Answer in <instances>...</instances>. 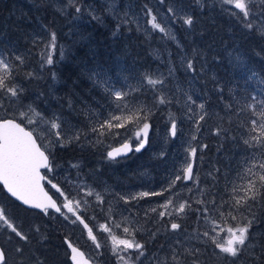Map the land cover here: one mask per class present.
<instances>
[{
	"label": "rangeland",
	"instance_id": "1",
	"mask_svg": "<svg viewBox=\"0 0 264 264\" xmlns=\"http://www.w3.org/2000/svg\"><path fill=\"white\" fill-rule=\"evenodd\" d=\"M192 1L196 7L206 10H210L214 4L220 5L224 12L230 14L238 12L234 3L240 1V11L250 12L251 0ZM188 4L189 0H14L10 3L11 9L18 10L24 17L25 30L36 42L35 49L31 50L37 53V58L32 61L39 64L36 72L31 71L32 75L42 77L44 66L59 65L67 59L73 45L69 40L78 43L82 39L81 24L94 21L108 24L109 20L116 34L120 32L121 25L130 22L147 41L152 42L153 34L157 38L152 47L159 67L154 68L153 83L161 86L167 100L179 103L182 100L185 104L180 111L175 107L169 109V116L175 114L176 118H167L166 126L159 123L153 128L145 148L152 156L166 152L168 162L166 168L160 171L163 185L156 187L150 171L140 168L139 162L135 165L138 171L128 173L132 181H122L118 173L120 170L126 173L124 169L134 157L114 161L105 158L102 162L92 158L87 161L83 157L59 159V155L64 154L70 145L90 150L97 147L106 152L109 147L123 141L130 140L134 144L139 141L135 139L134 131L142 123L124 129L120 137V90H114L110 96L109 102L113 107L102 103L97 112L98 119L89 122L90 127H84L59 111L55 68L49 74L50 99L41 103L36 96H25L19 84L9 83L5 79V76L9 78L11 75L8 74L11 67L8 58L16 59L20 65L25 61H22L15 46H7L3 48L5 50L0 48V116L16 117L34 133L40 146L50 155V165L44 172L47 179L58 187L56 190L50 185L47 188L60 201L63 210L61 215L47 211L44 217L40 216L43 219L29 213L31 220L23 224L24 229L21 224L26 214L0 193V244L6 253L4 264L23 260L20 259L24 255L20 241L39 234L41 230L46 231L48 227L40 228L45 223L61 226L70 235L66 237L85 246L86 254L92 260L101 262L111 259L118 264L237 263L233 260L236 248L244 243L245 246L250 244L247 227L243 226L244 223L236 227L227 224L220 205L215 200L208 201L205 187L198 178L193 124L203 109L197 102L194 83L187 74V61L176 27L188 24ZM51 10L65 18L62 36L68 37V40L53 42L51 26L44 21V15ZM257 21L264 34L263 16L257 14ZM176 62L186 69L184 76L177 73ZM109 64L113 77L96 70L91 73L90 81L105 89L111 88L113 79L120 84V57L115 55ZM35 76H32L33 79ZM172 122L174 131L171 137ZM192 160V176L185 180L184 172ZM104 168L107 172L110 169L113 181L102 175ZM168 189L170 191L167 192ZM242 192L246 190L243 188ZM238 195L242 196L241 193ZM229 201L224 205H231L229 211H232L233 207L235 210L238 208L241 200L235 198ZM96 203H101L97 210L103 214L95 218L92 210ZM68 204L73 206L76 213L88 212L92 229L89 233L75 221L73 211L67 210ZM194 206L198 207L195 209ZM242 206H246V203L243 202ZM188 210L194 212L196 226L193 231L179 223L180 217H187ZM237 229H241L242 233H235Z\"/></svg>",
	"mask_w": 264,
	"mask_h": 264
},
{
	"label": "trees",
	"instance_id": "2",
	"mask_svg": "<svg viewBox=\"0 0 264 264\" xmlns=\"http://www.w3.org/2000/svg\"><path fill=\"white\" fill-rule=\"evenodd\" d=\"M12 1H0V48L15 46L22 61H25L20 65L16 59L8 58L11 62L8 74L11 75L9 78L5 76L9 83L19 84L25 96H36L41 103L50 99L49 74L55 68L59 111L75 123L90 127L88 123L98 119L97 112L102 103L113 107L109 102L110 96L119 89L120 137L124 129L137 127L147 120L151 122L152 129L159 123L166 126L167 118H176L175 114L169 116V109H183L184 101L167 100L161 86L153 83L154 68L159 67L152 47L157 38L153 34L152 42L147 41L130 22L121 25L120 32L116 34L109 20L108 24L97 21L81 24L82 39L78 43L69 40L73 45L67 59L59 65L44 66L42 77L32 75L31 71L36 72L39 64L32 61L37 58V53L31 50L36 42L25 30L24 17L18 10L11 9ZM249 7L250 12L238 10L230 14L224 12L220 5L214 4L206 10L196 7L194 1L189 0L186 9L189 22L176 26L187 61V74L194 83L197 102L203 109L193 124L198 178L205 187L208 201L215 200L220 205L226 223L233 227L244 223L243 226L247 227L250 244L245 246L244 243L236 248L233 260L237 263L230 261L231 264H264V34L257 25V14L264 18V0H251ZM44 21L51 26L53 42L68 40V37L62 36L63 16L51 10L44 15ZM115 55L120 57V84L112 78L113 85L105 89L90 81L91 73L96 70L113 77L109 63ZM175 65L177 73L184 76L186 69L178 62ZM146 150L118 159L134 157L130 160L131 165L124 169L126 173L120 170V176L116 172L115 175L122 181H132L128 173L138 171L135 165L139 162L140 168L150 171L156 187L163 185L160 171L166 168L168 162L166 152L152 156ZM77 157L101 162L107 158L104 149H79L74 145L59 155L61 161ZM109 172L105 168L101 171L105 178L113 181L114 176ZM243 188L246 192H242ZM164 192L167 193L166 190ZM0 193L26 214L22 219L23 228V224L31 220L29 213L40 219L45 216L43 212L20 206L6 195L1 185ZM234 197L241 200L240 205L236 210L233 207L229 211L231 205L225 206L224 203L228 204ZM243 202L246 206H242ZM94 207V217L101 216L103 213L97 210L101 203H96ZM193 214L188 210L187 217L179 219L181 226H188L190 231L196 226ZM81 215L91 226L88 212ZM45 227H48L46 231L41 230L39 234L20 241L24 252L20 259L23 260L14 264H71L64 243V237L70 235L61 226L47 223L40 226L41 229ZM235 233H242V230L237 229ZM79 246L85 251V246ZM103 263L118 264L111 259ZM203 263L212 264L210 261Z\"/></svg>",
	"mask_w": 264,
	"mask_h": 264
},
{
	"label": "water",
	"instance_id": "3",
	"mask_svg": "<svg viewBox=\"0 0 264 264\" xmlns=\"http://www.w3.org/2000/svg\"><path fill=\"white\" fill-rule=\"evenodd\" d=\"M234 7L242 8V3L236 1ZM173 132L174 123L171 125ZM152 124L143 122L135 133L139 141L134 144L130 140L115 144L106 150L110 159L125 158L132 153H139L148 146L151 137ZM49 157L40 146L34 133L26 128L20 121L12 117L0 119V185L4 192L21 206L40 212L50 210L56 214L62 208L54 195L44 185L43 170L49 166ZM193 161L187 166L184 176L189 179L193 172ZM72 210L71 205H67ZM81 226L90 231V225L82 217L76 215ZM68 250V260L71 264H104L92 260L86 252L67 237L64 238ZM6 254L0 245V264L5 260Z\"/></svg>",
	"mask_w": 264,
	"mask_h": 264
},
{
	"label": "flooded vegetation",
	"instance_id": "4",
	"mask_svg": "<svg viewBox=\"0 0 264 264\" xmlns=\"http://www.w3.org/2000/svg\"><path fill=\"white\" fill-rule=\"evenodd\" d=\"M138 138H139V135L138 134H136L135 133V139L136 140H138ZM48 154V153H47ZM48 157H49V160H50V162H51V157H50V155L48 154ZM118 159H120V158H117V159H109V160H112V161H114V160H118ZM50 165V164H49ZM49 167V166H48ZM47 167V168H48ZM47 168L46 169H44L45 171H47ZM44 170H43V176H44V180H43V182H44V185H45V187L47 188V186H51L53 189H57V187H58V185L56 184V183H54V182H52V181H50L49 179H47V176L45 175V172H44ZM48 189V188H47ZM48 191H50V190H48ZM51 192V191H50ZM52 193V192H51ZM53 194V193H52ZM58 200V199H57ZM58 202H59V204L61 205V203H60V201L58 200ZM21 206V205H20ZM23 207V206H22ZM61 207H62V205H61ZM25 208V207H24ZM26 209V208H25ZM27 210V209H26ZM67 210H69V209H67ZM48 210H46L45 211V213L47 212ZM69 211H73V208H72V210H69ZM63 212V211H62ZM73 213H74V216H76L77 215V213L75 212V211H73ZM61 215V214H60ZM76 218V217H75ZM5 260H6V258H5ZM5 260H3V262L1 263V264H3L4 263V261Z\"/></svg>",
	"mask_w": 264,
	"mask_h": 264
},
{
	"label": "bare ground",
	"instance_id": "5",
	"mask_svg": "<svg viewBox=\"0 0 264 264\" xmlns=\"http://www.w3.org/2000/svg\"><path fill=\"white\" fill-rule=\"evenodd\" d=\"M1 119H3V118H1ZM172 123H174V122H172ZM172 125V124H171ZM172 127V126H171ZM173 131H174V128H173ZM170 134H171V137L173 136V132L170 130ZM184 178H185V176H184ZM185 180H188V179H185ZM65 238V237H64ZM68 238V237H67ZM68 239H70L72 242H74L71 238H68ZM76 244V243H75ZM78 245V244H77ZM79 246V245H78ZM80 247V246H79ZM83 249V248H82ZM84 250V249H83Z\"/></svg>",
	"mask_w": 264,
	"mask_h": 264
}]
</instances>
